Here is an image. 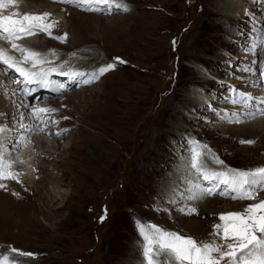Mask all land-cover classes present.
Returning a JSON list of instances; mask_svg holds the SVG:
<instances>
[{
    "label": "rangeland",
    "instance_id": "374dc122",
    "mask_svg": "<svg viewBox=\"0 0 264 264\" xmlns=\"http://www.w3.org/2000/svg\"><path fill=\"white\" fill-rule=\"evenodd\" d=\"M78 1L67 0L71 3L56 7L66 15L63 26L54 22L56 13L33 11L41 17L20 16L24 20L18 29L23 31L16 30L20 36L13 43L6 41L20 46L30 38L25 26L40 22L44 28L43 36L38 38L43 40L40 55H49L54 63L60 58L70 67L79 68L70 62L73 54L91 47L100 52L97 61H104L95 70H87L86 63L87 69H82L88 73L84 87L46 94V98L62 97L51 107L63 115L61 119H68L64 123H70L69 129L60 128L62 134L73 131L62 144L65 150L61 146L62 153L54 157L60 168L56 171L53 164L43 165L48 170L41 179L50 192L57 187L56 192L61 189L66 194L60 201L65 208L61 213L51 211V204V209H46L50 197L45 192L38 195L40 191L37 194L28 185L20 189L11 186L12 181L6 184L0 190V261L233 263L250 246L247 239L260 241L256 229L264 230V213L257 211V200L261 198L259 203H264V190L255 188L253 192L251 184L252 177L264 175V153L256 149L264 136L252 139L246 132L250 122L241 118L246 114L243 111L253 106L248 99L264 105V0H119L126 7L113 14L107 11V4L114 0H102L101 13L96 12L98 1L90 7ZM27 2L34 9L36 5H50L46 1ZM25 3L21 1V9H26ZM139 20L144 26L133 27ZM62 28L69 32L63 33ZM72 36L73 42L68 43ZM46 37L55 41L44 43ZM25 55L28 59L33 56ZM40 67L29 64L30 69L39 70L37 73H49ZM6 69L0 64V81ZM12 71L7 81L15 91L23 82L13 86L12 80L17 82L18 75L16 69ZM119 83L120 90L116 91L124 104L120 103L114 120L98 123L95 117H99L100 109L93 96L97 92L110 93ZM65 96L70 97V108L67 104L58 107ZM196 100L203 105H196ZM8 111L10 107L0 102L5 117ZM260 115L263 118L264 111ZM55 122L59 128V121ZM93 126L100 128L95 131ZM28 136L32 138V134ZM41 136L49 142L47 135ZM22 152L16 161H23ZM12 164L15 162L7 163L4 170L0 165V172L13 168ZM36 171L39 182L40 171ZM217 173L228 176L227 188L233 189V182L240 180L242 189L233 190L235 196L228 197L224 194L227 190L222 189V177L214 178ZM52 175L58 180L61 177L62 184L53 186L47 180ZM203 190L212 202L219 203L210 206V213L195 205L196 194ZM225 201L243 209L235 207V211L220 215ZM230 215L238 217L233 219L237 225L230 221ZM242 223L247 228L244 235L234 230ZM163 257H171L172 261Z\"/></svg>",
    "mask_w": 264,
    "mask_h": 264
},
{
    "label": "bare ground",
    "instance_id": "6f19581e",
    "mask_svg": "<svg viewBox=\"0 0 264 264\" xmlns=\"http://www.w3.org/2000/svg\"><path fill=\"white\" fill-rule=\"evenodd\" d=\"M21 1L23 2V0H0V15L3 17H6V19L9 20L10 26L15 25V23H12V21L21 22V20L23 18H21L20 16H22V17L23 16L27 17L29 15L39 16V15H35V13H33V11H35V12L42 11L46 14L56 13V15H54L55 16L54 22L57 21V23H59V25H60L63 22V19L66 17V15L62 14L61 8H56V7L64 6L65 3H71V2H67V0H38L41 2L46 1L50 5H49V7L45 6L44 8H41L40 6L36 5V8L34 9L33 5H31L32 3L27 2L28 0H24V1H26L25 4H27L28 6L26 7V9L25 8L21 9V7H20L21 5L19 6ZM79 1L87 2L86 5L89 7L92 5L94 6V3L96 1H98L97 7H99V8L96 9V12H98V13L102 12L101 11L102 10L101 7L103 6L102 3H105L102 0H79ZM116 2H119V4H116ZM55 3H58V5ZM123 4H124V2H122V1L120 2L119 0H114L111 3L107 4V8H108L107 11L112 12V14H113V11L119 10L121 8H125L126 5L125 4L123 5ZM19 7H20V9H19ZM42 16H44V15H42ZM39 17H41V16H39ZM39 17H38V19H39ZM33 20L37 21V19H33ZM40 20H42V19H40ZM40 20H38V21H40ZM48 22L52 23L53 21L52 22L48 21ZM48 22H47V24H48ZM38 23H40V22H38ZM42 24H44V23H42ZM99 24H101V23H99ZM143 26H144V23H143V21H140V20L135 21V23L133 25V27H136V28H140ZM22 27H24V26H22ZM105 28H107V26ZM22 29H24V28H22ZM22 29H20V30H22ZM17 30H19V29H17ZM67 32H69V31H66L63 29V33H67ZM56 33H57V31H56ZM26 34H28L27 36L30 38L26 37L27 39H25L23 42H21V44H19L20 42H18L17 44H19L20 46H18L15 43V45H17L18 47L17 46L15 47L11 43H9V45L6 44V41L9 39H1L2 36H0V64H4V66H6L8 68L6 76L5 75L1 76L0 102L6 104L8 107H10V110H11V111L7 112V117H5V115H3V113H5V112H0V130L4 129L2 132H0V165L2 167V170H4L3 168H7L6 167L7 163L15 162V164H12V165H14L13 168L8 169L4 173L0 172V190H2L6 186V184H9V182H11V181H12L11 186H14V187H17L20 189H27L25 186L28 185V187L32 189L31 191L36 190L37 194L40 191V193L38 195L45 192L48 195V197H50V199L48 198V200H47V204L46 205L44 204L45 205L44 208H46V209L50 208L51 209V207H50V204H51L52 205L51 211L61 213L63 211V209L65 208V205H61L60 201L62 198H64L66 196V194H64V192L60 191L61 189L58 190V192H56L57 187L55 188V190H52V192H50L51 191L50 189L45 187V185L44 186L42 185V182H41L42 181L41 180L42 175L45 171L48 170V168L44 169L43 165H46L47 163L53 164L55 167L54 169L56 171L58 170V168H60L57 166L58 164H57L56 160L54 159V157L58 156L62 153L60 148H61L62 144L64 143L66 136H68L67 138H69V137L71 138L73 131L68 130L67 131L68 135L62 134L63 131H60V128L63 129V127H68V129H69V127H71L69 125L70 123H64L68 119L67 118L65 120L61 119L63 117V115H61L55 107L54 108L51 107L52 103L57 101L56 99H62V97L58 96V97L46 98V94L47 95L48 94L49 95L50 94L55 95L56 93H58L60 91L67 90L68 88L73 89V87H74L76 89L79 87H84L83 86V80H84V78L88 77V73L83 71L82 69L88 68L87 70H95L96 68H98L99 66H101L103 64L104 60L101 62L97 61V59L99 57V53H100V52H98L97 49H94L91 47L80 49L77 52H75V54H73L74 56L70 60L71 63L75 64L77 67L79 66V68H75L73 65H71L72 67L77 69L75 71L72 67L69 66L70 63L68 61L62 62L61 59L59 58L58 62L56 61L57 63H54V59L49 58V55L43 56L41 54L42 55L41 56L39 54L38 49L40 47V41H43V40L39 41L38 38H40L44 34V28L43 27H41L39 24L34 22V24L29 29V33H26ZM21 35L23 36V32ZM31 35H36L37 37L36 36L32 37ZM22 36L20 37L21 40H22ZM46 38L47 39L44 40V43L47 42V40H53V37H46ZM11 40H12V43L15 41L14 38H11L10 41ZM53 41H55V40H53ZM71 42H73V36L68 43H71ZM25 53L26 54L28 53L29 55L31 54V56L33 54V56L30 59H26V61L24 62L23 60L25 59V56H26ZM45 53H46V50H45ZM34 54H39V55L35 56ZM64 55H65V53H64ZM61 56H63V55H61ZM106 56L107 55L105 53V57ZM89 61H92V62H89ZM31 63L33 65H36V64L38 66L40 65L41 66L40 69H44V70L46 69L49 73L47 74V73H44L41 71L39 73H37L39 70L35 71V69L32 70L29 68V64H31ZM86 63H89L87 68L85 67V66H87ZM262 66H263V63L261 62V68H262ZM12 68L23 69V71H25L24 77L26 79H29L31 82L35 81V84L33 86H31L28 84V82H25L24 84H22L21 87L16 88L15 91L14 90L12 91L11 87L9 86V80L7 81V76L10 77V75L13 73ZM0 74H2L1 70H0ZM16 75H17V73H16ZM109 76H111V75L106 76V78H108ZM91 78L93 79L92 81L94 82L95 81L94 77L91 76ZM21 81H22V79H21ZM259 81L262 82V80H259ZM20 83H22V82H20ZM57 83H60L61 85H57ZM120 84L121 83L116 84L117 89H115V90L113 89L110 93H107V92L106 93H104V92L99 93V92H97V94H95L93 96V100H96V102L98 103V109H100V113L97 114L99 117L94 116L96 118L95 120H97L98 123L99 122H105L106 120L110 121L111 118H112V120H114L113 116L115 115V113H117V108L120 107V103H123L122 98L118 95V92L120 90L119 87H121ZM61 86H64V87H61ZM41 87H44V88L48 87V88H51L52 90L50 92H48V90L44 91V89H41ZM256 87L262 88L263 85H257ZM87 89L89 90L90 88H87ZM53 91H55V92H53ZM123 92H125V91H123ZM78 93H80V92H78ZM64 98H65V101L62 104L59 101L60 105H57V106L61 107V105L67 104L70 108V104H68L70 97L65 96ZM75 98H76V101H79V99H77L78 96H75ZM2 100L7 101V102H3ZM196 101H198V103L195 102L196 105H199V106L203 105V102L201 100H196ZM247 101L252 103L251 105H253L252 106L253 110H252V108H251V110H248V112H246V110H244L243 112L246 114H243L241 116V118L250 122L249 125H251V126H246L247 128H250V129L247 130L246 132H248L251 135V138L252 139H260V138H258L260 135L264 136V117L260 118L261 111H264V105L258 104V102L256 100L252 101V100L248 99ZM33 102L36 104V107L31 106V103H33ZM37 104H40V106L37 107ZM83 105H85V103ZM257 110H260V112H258ZM66 113H68V112H66ZM70 114H71V112H70ZM66 116H68V115H66ZM256 117H259V118H256ZM226 119H227V117H226ZM55 121H59V125H58L59 128H57V125H55L56 124ZM70 122H72V121H70ZM20 124H21V126L19 127ZM242 125H241V127H242ZM99 126H93L92 129L97 131L100 128ZM56 130H59L58 133H56ZM33 131L34 132L36 131L37 134H34ZM39 133H41V135H42V133L47 135V137L49 138V142L45 141L43 136H41ZM20 134H22V135H20ZM31 134H32V138L30 139L28 135H31ZM61 134H62V136H61ZM49 143L51 145H49ZM147 144H149V143H147ZM37 149H38V153H37V151L35 152V150H37ZM62 149L65 150V147L62 146ZM256 149H257V151L264 153V140H262L261 145L258 146ZM51 150H53L54 152H52ZM20 151H23L22 152L23 153V158H22L23 161L22 162L16 161V158L18 157V154L20 153ZM148 153H150V152H148ZM42 158H43V160L41 161L40 159H42ZM49 160L51 162H48ZM261 162L264 164V159ZM37 165H39V166H37ZM36 169L40 171V175H38V176H40L38 178V179H40L39 182L36 179V177H37ZM218 177H222V179H223V181H221L222 189L227 190L224 194H226L228 197L232 198L233 195L235 196V194H233L234 193L233 190L240 191L242 189L240 180H238V183L233 182V186H232L233 189H231V188H227V186L230 187V184H229L230 180H229L228 176L226 177V175H224L222 173L215 174L214 178L218 179ZM24 180H26L27 183ZM47 180H50V183L53 186H54V184L55 185H57L59 183L62 184V181H61L62 178L60 177V180H58V178L54 175L49 176ZM194 183H195V181H194ZM251 184L253 185V192L254 191L256 192L255 188H258L259 190H261V189L264 190V175L261 177H258V178H256V175L254 177H252ZM237 187H239V189H237ZM199 192H201V191H199ZM24 193H26V192H24ZM52 193L55 195L52 196ZM46 194H43V195L45 196ZM196 195H197V197H196ZM196 195L194 196V197H196V203H197V204H195L196 207H201V208L204 207L203 209L207 213L211 212L210 206L213 208L217 204H219V203L216 204V203L212 202L213 200H211L209 198V195L207 194V191L205 192V190H203L200 194H196ZM236 196H238V195H236ZM241 198L242 199L245 198V194L243 191H242ZM36 199L34 200V203H37L38 200H36ZM260 199L261 198H259L257 200V203H258L257 211L264 213V203H259ZM225 202H226V205L222 208V210H221L222 212H219L220 215L223 213L226 214L228 212L230 213L231 211H235V207H239L240 209H243V207H240L239 205H231L230 203L228 204L227 201H225ZM55 204L58 205L56 208L54 207ZM244 207H245V204H244ZM41 208H42V206H40V208H38V209H41ZM49 210H47V211H49ZM237 218H238L237 216H232L231 220L237 219ZM235 225H237V224H235ZM245 229L247 230V228L244 227V224L242 223V224H239L238 228H235L234 230H237L238 232H240L241 234L244 235L243 231ZM255 232H256L257 238L260 239V241H258V240H252L251 241V239H247L249 242V245H250L248 247L247 251L244 252L245 253L244 255L239 254V256L236 257V259L231 264H239V263H241L243 261H247V260H248L246 262L247 264H264V235H262L264 230L260 231V230L256 229ZM241 234H239V235H241ZM229 236H230L229 238H231L232 234L230 233ZM232 240H234V239H232ZM218 251H219V249H218ZM225 252H226V250H225ZM256 254H258L259 256H257L253 261L249 260V259H251L252 255H256ZM169 258L163 257V259L165 261L166 260L172 261V258L171 257H169ZM226 259H227V257H226ZM164 260H162V262ZM11 263L12 264L13 263L14 264L15 263L25 264L24 261L18 263L17 258H16L15 262L13 261ZM222 263H224V261ZM125 264H127V263H125Z\"/></svg>",
    "mask_w": 264,
    "mask_h": 264
}]
</instances>
